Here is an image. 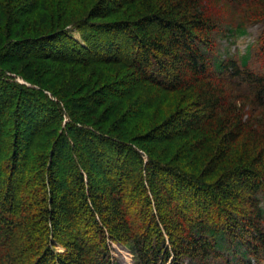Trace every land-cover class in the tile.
<instances>
[{"label":"trees","instance_id":"obj_1","mask_svg":"<svg viewBox=\"0 0 264 264\" xmlns=\"http://www.w3.org/2000/svg\"><path fill=\"white\" fill-rule=\"evenodd\" d=\"M216 5L0 0V264L263 260L264 72L216 54Z\"/></svg>","mask_w":264,"mask_h":264},{"label":"rangeland","instance_id":"obj_2","mask_svg":"<svg viewBox=\"0 0 264 264\" xmlns=\"http://www.w3.org/2000/svg\"><path fill=\"white\" fill-rule=\"evenodd\" d=\"M216 12L210 13L211 19L216 22L219 28L222 27L221 32L219 31L216 40V54L222 58H231L238 62L241 61L242 57H250V68L251 70L259 73L264 72V30L260 24L249 26L248 32L244 36H229L224 30L229 23L231 16L228 4L224 0H216ZM73 37L82 42L81 35L75 30H71ZM111 97L115 94L112 92ZM114 255L117 259V264H139L137 255L134 250L123 244H115ZM60 252H64L62 247H58ZM252 264H264L263 260L257 261L252 259ZM191 263L189 260L186 264ZM210 264H224L222 261H214Z\"/></svg>","mask_w":264,"mask_h":264}]
</instances>
